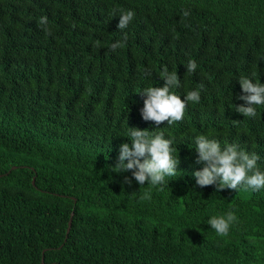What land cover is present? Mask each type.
I'll return each mask as SVG.
<instances>
[{"label":"trees","instance_id":"1","mask_svg":"<svg viewBox=\"0 0 264 264\" xmlns=\"http://www.w3.org/2000/svg\"><path fill=\"white\" fill-rule=\"evenodd\" d=\"M119 10L135 12L124 30ZM164 67L182 99L203 85L171 125L141 113ZM241 76L264 83V0H0V264H264V188L218 192L194 176L195 138L209 133L264 171V105L235 111ZM130 127L175 137L163 186L112 170ZM229 211L220 236L207 221Z\"/></svg>","mask_w":264,"mask_h":264},{"label":"clouds","instance_id":"2","mask_svg":"<svg viewBox=\"0 0 264 264\" xmlns=\"http://www.w3.org/2000/svg\"><path fill=\"white\" fill-rule=\"evenodd\" d=\"M119 11L120 19L117 27L119 30H124L135 18V12ZM189 15L188 10L182 12V17ZM47 22V16L41 17L38 21L41 26L47 25ZM44 30L46 34H51L48 28ZM127 38V33H124L122 40L110 46L111 51L115 52L117 48H123ZM95 46H100L99 40L96 41ZM186 66L189 73H194L198 67L195 60H189ZM146 74L151 75V72ZM159 75L166 81L163 87L149 86L142 90V94H146L147 97L141 109L142 117L158 125L165 121L169 125L182 121L188 104L200 102V89L203 85L200 89L188 91L182 99L173 91L179 88L181 83L177 71H169L164 67ZM239 82L244 94L238 99L245 101L247 106H236L235 111L245 117L254 118L258 115L254 106L264 105V83L253 82L252 79L244 76L240 77ZM210 135L211 133L200 134L195 138V148L198 153L196 163L205 165L202 170L194 172L197 185L205 187L215 184L218 192L225 188L239 189L242 185L253 191L264 188V171L258 166V161L261 159L259 154L242 150L237 144L222 146L220 141L210 139ZM126 136L130 138L131 144L125 142L120 146L118 162L112 167V170L118 173L132 171V177H124L125 183L130 185L134 178L141 186L146 182L150 186H163L167 183L166 178L177 175L180 160L177 159L176 148L173 147L175 137L165 138L162 131L153 132L137 127H130ZM140 198L151 199V193L144 192ZM236 220L235 212L229 211L225 216H211L207 223L218 235L227 236L230 226Z\"/></svg>","mask_w":264,"mask_h":264},{"label":"water","instance_id":"3","mask_svg":"<svg viewBox=\"0 0 264 264\" xmlns=\"http://www.w3.org/2000/svg\"><path fill=\"white\" fill-rule=\"evenodd\" d=\"M33 183H35V180H33ZM73 215H74V213H72L71 214V219H70V221H69V227H68V233L70 232V230H71V226H72V220H73ZM42 264H45V258L43 257V259H42Z\"/></svg>","mask_w":264,"mask_h":264}]
</instances>
